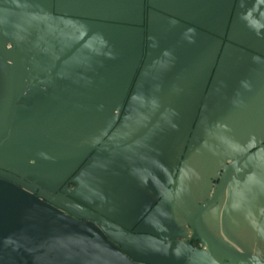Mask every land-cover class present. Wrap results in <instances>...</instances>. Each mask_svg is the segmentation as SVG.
Listing matches in <instances>:
<instances>
[{"label": "crops", "instance_id": "crops-1", "mask_svg": "<svg viewBox=\"0 0 264 264\" xmlns=\"http://www.w3.org/2000/svg\"><path fill=\"white\" fill-rule=\"evenodd\" d=\"M0 46L49 133L16 79L0 264H228L184 211L264 147V0H0ZM6 106L0 60V129ZM205 223L264 259V161ZM86 225L96 235L82 244Z\"/></svg>", "mask_w": 264, "mask_h": 264}, {"label": "water", "instance_id": "water-1", "mask_svg": "<svg viewBox=\"0 0 264 264\" xmlns=\"http://www.w3.org/2000/svg\"><path fill=\"white\" fill-rule=\"evenodd\" d=\"M0 60L3 63L7 73V106L6 116L0 129V145L9 137L10 129L13 122L14 111L16 107V79H20L25 86V95L23 98V105L28 108L34 117L42 125L43 132L46 136L49 133L45 130L41 120L33 110L28 99V86L24 76L19 70L17 61L12 57L11 51L0 46ZM55 138L64 141L68 144L76 145L72 139L62 136H55ZM264 161V147L257 151L240 157L228 163L221 171L216 186L210 197L196 207H189L184 211V217L191 230L193 239L197 240L206 251L215 256L220 263L228 264H264V259L249 253L239 252L216 238L209 230L205 223L206 214L220 203L228 188L231 179L238 175V172L251 165ZM96 232L94 228L86 225L85 233L82 237V244L85 241H90V237H94Z\"/></svg>", "mask_w": 264, "mask_h": 264}]
</instances>
